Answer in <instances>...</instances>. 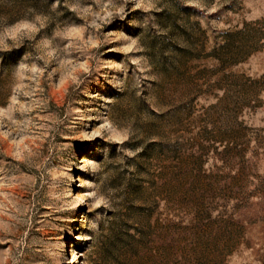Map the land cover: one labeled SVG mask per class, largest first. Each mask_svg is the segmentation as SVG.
Segmentation results:
<instances>
[{
    "label": "rangeland",
    "instance_id": "374dc122",
    "mask_svg": "<svg viewBox=\"0 0 264 264\" xmlns=\"http://www.w3.org/2000/svg\"><path fill=\"white\" fill-rule=\"evenodd\" d=\"M36 14L0 51V264H264V0H0Z\"/></svg>",
    "mask_w": 264,
    "mask_h": 264
},
{
    "label": "clouds",
    "instance_id": "9594fccd",
    "mask_svg": "<svg viewBox=\"0 0 264 264\" xmlns=\"http://www.w3.org/2000/svg\"><path fill=\"white\" fill-rule=\"evenodd\" d=\"M47 26V18L44 17L42 14H36L28 18L27 16L21 18L14 23H7L6 20L0 22V51H10L11 46L6 42L8 40L16 41L18 37L24 36L28 39H31L35 36V34L39 33L42 29ZM83 32V29H68L63 32L55 31L54 37H71V36H79ZM91 43V40L89 41ZM19 46V45H17ZM95 44H92V47H95ZM42 47L47 50L44 57H37V59H43L45 64H47L53 57L57 55V50L53 47L52 39H44L42 41ZM46 57V58H45ZM27 58V57H25ZM72 64L71 60H62L60 63V68L56 69V71H61L62 69L70 66ZM87 69V64L77 65L73 71H84ZM43 69L38 67L35 63L31 66L25 65L21 63L18 68V73L24 72H31L36 75H42ZM24 77L21 76V79ZM71 78V73H68L66 77L61 78L60 80V87L63 88L67 80ZM15 102V100H13ZM15 148L17 149L15 155L19 159L24 158V154L29 151L25 139L21 138L20 140L13 141ZM93 195H95L93 193ZM104 198L100 197L97 202L96 206H100L104 204Z\"/></svg>",
    "mask_w": 264,
    "mask_h": 264
}]
</instances>
